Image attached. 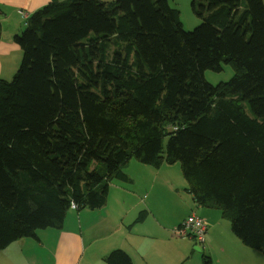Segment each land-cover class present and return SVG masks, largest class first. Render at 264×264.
Wrapping results in <instances>:
<instances>
[{"label":"trees","instance_id":"obj_1","mask_svg":"<svg viewBox=\"0 0 264 264\" xmlns=\"http://www.w3.org/2000/svg\"><path fill=\"white\" fill-rule=\"evenodd\" d=\"M191 8L188 31L168 0H50L27 17L0 79V250L60 229L72 202L103 206L135 159L179 162L193 203L264 254V2ZM223 63L233 77L209 84ZM104 260L133 264L122 249Z\"/></svg>","mask_w":264,"mask_h":264},{"label":"crops","instance_id":"obj_2","mask_svg":"<svg viewBox=\"0 0 264 264\" xmlns=\"http://www.w3.org/2000/svg\"><path fill=\"white\" fill-rule=\"evenodd\" d=\"M49 1L0 0V77L13 75L18 67L12 54L18 57L21 48L14 35L24 29L32 12ZM170 166L153 167L130 160L123 169L130 180L111 182L103 206L78 211L71 208L73 214L65 216L60 229L37 230L35 237L15 240L1 249L0 264H107L105 257L115 249L125 251L133 264H182L200 244L190 236L178 238L173 231L197 207L185 190V178H175L176 169ZM172 177L177 184H172L170 191L184 202L187 214L175 221L164 218V223L155 212L156 200L168 195L166 183ZM144 210V216L136 220ZM211 221L218 224V218Z\"/></svg>","mask_w":264,"mask_h":264},{"label":"rangeland","instance_id":"obj_3","mask_svg":"<svg viewBox=\"0 0 264 264\" xmlns=\"http://www.w3.org/2000/svg\"><path fill=\"white\" fill-rule=\"evenodd\" d=\"M168 2L172 7H175L179 10V17L183 30H192L201 23L200 17L197 16L191 8V0H168ZM26 25L24 29L26 28ZM14 56L17 58L16 65L19 67L22 59V50L20 54H18V57L17 53H13L12 57ZM233 75V68L231 65L226 63L222 64V69L219 71H214L211 69L204 70V78L211 85H216L220 82H227L233 77ZM12 77V73H9L6 75H1L0 79L10 81ZM131 161L136 160L131 159ZM162 164L167 163L164 162ZM173 164L169 165H171L170 167L176 169L175 178L178 177L181 181L184 179V177L180 168V163L175 162ZM133 172L136 174L138 171L133 170ZM116 181L117 180H113V182ZM172 184L173 186H176L177 184L173 177L166 183L168 195L156 200L157 210L155 212L159 214L160 217L158 218L164 223L166 222L165 219H172L175 221L176 219H183L184 215L187 214V207H185L184 202L171 193L170 186H172ZM186 195L187 194L184 196L185 198L187 197ZM196 207L197 211H195V213L197 212V215L206 219L207 221V234H210L211 231L212 233L210 235L205 233L206 239L203 243H199L200 249H194L193 256L187 258L182 264H264L263 252L244 245L241 240L232 232L229 220L225 219L221 215V211L219 209L208 206ZM192 208L195 207L193 206ZM75 211L78 210L76 209ZM208 213L211 215V217ZM69 214H73V212L69 210L66 215ZM160 214H162V216ZM212 218H218L217 225L212 223ZM180 237L183 238L184 236H178V238ZM193 245L194 244L190 246V250L193 248ZM208 258L211 259V262H207Z\"/></svg>","mask_w":264,"mask_h":264},{"label":"built area","instance_id":"obj_4","mask_svg":"<svg viewBox=\"0 0 264 264\" xmlns=\"http://www.w3.org/2000/svg\"><path fill=\"white\" fill-rule=\"evenodd\" d=\"M20 13L24 14L22 11ZM71 208H76L75 203H71ZM176 236H190L197 240L198 243L205 241L207 233V221L197 215L195 212L189 214L175 229Z\"/></svg>","mask_w":264,"mask_h":264},{"label":"water","instance_id":"obj_5","mask_svg":"<svg viewBox=\"0 0 264 264\" xmlns=\"http://www.w3.org/2000/svg\"><path fill=\"white\" fill-rule=\"evenodd\" d=\"M194 248H195V249H198V250L200 249V248H199V247H197V246H195Z\"/></svg>","mask_w":264,"mask_h":264}]
</instances>
